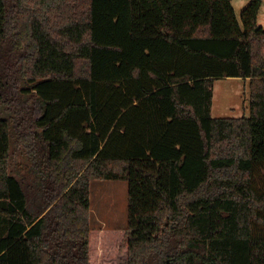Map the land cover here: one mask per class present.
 <instances>
[{
  "label": "trees",
  "instance_id": "trees-1",
  "mask_svg": "<svg viewBox=\"0 0 264 264\" xmlns=\"http://www.w3.org/2000/svg\"><path fill=\"white\" fill-rule=\"evenodd\" d=\"M263 1L0 0V264H264ZM224 76L248 116H212ZM118 178L128 224L94 228Z\"/></svg>",
  "mask_w": 264,
  "mask_h": 264
},
{
  "label": "rangeland",
  "instance_id": "rangeland-1",
  "mask_svg": "<svg viewBox=\"0 0 264 264\" xmlns=\"http://www.w3.org/2000/svg\"><path fill=\"white\" fill-rule=\"evenodd\" d=\"M11 3L12 0H8V4L10 5ZM248 3L249 0H232V5L241 24V12ZM258 24L264 28V1L259 12ZM249 103L250 87L248 79L224 76L215 80L212 116H248L250 114ZM23 161L24 159L21 156H17L14 159V162L19 163V167ZM12 169H14L13 166ZM20 171L25 172V167L22 166ZM253 183L259 192H264V163L256 164ZM91 199V225L94 228H120L127 226L129 207V183L127 179L94 180L91 189ZM254 229L255 235L264 236L263 224L255 222Z\"/></svg>",
  "mask_w": 264,
  "mask_h": 264
}]
</instances>
